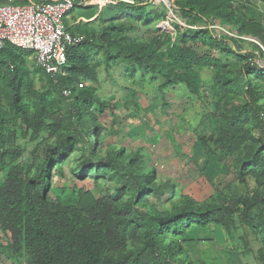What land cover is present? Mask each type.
Wrapping results in <instances>:
<instances>
[{
    "label": "rangeland",
    "instance_id": "rangeland-1",
    "mask_svg": "<svg viewBox=\"0 0 264 264\" xmlns=\"http://www.w3.org/2000/svg\"><path fill=\"white\" fill-rule=\"evenodd\" d=\"M230 1L220 20L211 17V25L195 26L194 15H183L174 3L172 15L164 4L137 9L120 5L114 20L105 17L107 7L76 8L67 20L79 19L74 34L94 50L86 62L91 73H77L73 85L75 93L89 90L96 104L81 102V116H76L56 77L38 71L32 55L22 53L14 63L24 75L20 103L30 113L44 104L52 111L48 128L37 137L22 122L10 97L11 71L0 75V114L7 118L3 131L11 136L10 163L25 169L26 188L34 190L31 176L51 158L48 196L69 206L106 204L114 228L124 235L115 264H142L141 259L144 264H161L148 247V224L156 213L178 212L186 199L204 210L223 202L220 214L225 225L208 218L178 236L168 232L167 238L184 247V264H264V232L253 225V213L264 206V76L248 74L247 82L243 74L248 66L264 69V0ZM178 26L193 32L208 28L214 38L208 34L186 44L200 56L195 71L201 84L196 90L188 88L179 76L184 71L174 64L171 49L184 45ZM132 50L150 56L147 67L137 63L131 67L123 60ZM87 117L92 119L95 139L88 140L80 122ZM220 123L238 125L244 134L242 146L232 155L213 140ZM67 138L76 139L62 147ZM57 151L63 153L61 159ZM248 151L261 165L246 162ZM130 160L138 174L153 169L149 185L161 191L154 189L139 198L125 166ZM90 162L100 166L80 177L76 170ZM9 168L0 173V184ZM239 197L247 199L248 207L240 205L233 212L229 207ZM130 216L141 219L135 222ZM15 252L0 229V264H21Z\"/></svg>",
    "mask_w": 264,
    "mask_h": 264
},
{
    "label": "trees",
    "instance_id": "trees-1",
    "mask_svg": "<svg viewBox=\"0 0 264 264\" xmlns=\"http://www.w3.org/2000/svg\"><path fill=\"white\" fill-rule=\"evenodd\" d=\"M31 1L39 3L49 0ZM200 1L201 3L197 4L193 0H175L174 5L177 10H181L183 15H194L195 21L193 25L197 23L211 25L209 24L211 17L220 20V12L227 10L231 3L230 0ZM15 3L27 4L29 0L23 2L15 1ZM120 5L133 9L150 7V5L141 4L128 6L113 1L105 6L108 8L105 17L112 20L116 19L122 10ZM90 8L95 7L92 6ZM187 25L192 26L191 23ZM178 28L182 30L180 42L184 45H176L171 49L174 64L184 71L179 76L186 82L188 88L196 90L201 84L200 77L195 71V67L199 64L200 56L190 47H186V44L191 38H204L208 34L210 35L209 39L214 38L208 28L195 29L197 30L195 32L192 31L193 29H185L183 26H178ZM72 32L74 33V27ZM256 40L259 41L258 38ZM261 41L264 45V39ZM93 50L94 47L91 46L89 41L85 39L81 41L76 47L68 51L64 74L55 76L58 85L63 90L64 99L68 100L71 111L78 117L82 113L81 102H84L89 107L96 104L95 98L89 90L75 93L73 85V77L77 73H83L85 70L87 74L91 73L86 62ZM24 52L31 54L29 51L7 44L0 52V75L5 74L7 70L11 71L10 97L18 110H20L19 114L22 122L32 131V136L37 137L41 131L48 128L46 120L51 117L52 111L46 109L44 104L35 113H30L20 103L22 99L21 84L24 75L18 74L14 63ZM123 60L131 67L136 63L145 64L144 67H147L150 56L132 50L129 54L124 55ZM37 69L38 71L42 70L39 67ZM252 73L264 76V69L257 65L248 66L247 71L243 73L244 80L247 81L246 76ZM28 86H30V83H28ZM247 91L253 97L252 90L248 86ZM100 106L98 105V109L102 110ZM50 108L53 109L54 105H51ZM259 114L261 115L260 112ZM80 122L87 128L88 140L95 139L92 119L90 117L86 119L80 118ZM6 124L7 118L0 114V173L4 172L6 166H10L0 184V229L10 238L12 249L20 257L18 261L21 264H115L116 254L123 244L124 235L121 234L117 227L114 228L111 212L106 208V204L97 201L90 204L77 203L75 206H69L58 198L48 196L51 158H46L44 167L31 176V182L35 183L36 188L34 190L27 189V173L25 169L20 165L10 163L13 151L8 145L11 136L3 131V127ZM241 132V128L238 125L220 123L217 126V138H211L216 144L224 148L225 153L232 155L243 144L244 134H241ZM75 139L67 138L62 147H69L75 142ZM93 146L90 145L92 148ZM62 155L63 153L57 151L56 156L58 159H61ZM248 158L246 160L247 163L253 162L261 165L255 156L251 157V151H248ZM98 166L100 164L90 162L83 164L76 171H79V176L83 177L85 172ZM125 166L133 184L138 188L139 198L154 189L160 190L157 185L153 187L149 185L148 177H154L153 169L138 174L135 171L136 167L133 166L132 160L128 161ZM222 204L223 202H219L210 210H204L201 206L196 205L193 200L186 199L178 212L170 215L156 213L148 224L151 236L148 243L150 252L157 260H160L161 264H171L167 260H172L175 264H184L187 260L184 247L178 240L167 238L166 234L170 232L174 236H178V234L184 233V230L189 228L192 223H204V220L208 218H212L213 222L224 226L225 217L220 214ZM240 205L247 208V199L239 197L232 202L229 208L235 212ZM253 212L249 214L252 215ZM253 215H256L253 225L264 232V206L259 213H253ZM129 218L135 222L141 219L134 216ZM179 256H181V259H178ZM159 257H163V259H158ZM141 263L144 264L142 259ZM187 264L200 263L187 261Z\"/></svg>",
    "mask_w": 264,
    "mask_h": 264
},
{
    "label": "built area",
    "instance_id": "built-area-1",
    "mask_svg": "<svg viewBox=\"0 0 264 264\" xmlns=\"http://www.w3.org/2000/svg\"><path fill=\"white\" fill-rule=\"evenodd\" d=\"M135 5L164 4L166 0H49L16 4L15 0L0 1V52L7 44L31 52L37 67L51 75L64 74L68 51L81 40L72 32L79 23H70L67 17L76 9L95 7L101 10L111 2ZM168 1V0H167Z\"/></svg>",
    "mask_w": 264,
    "mask_h": 264
},
{
    "label": "water",
    "instance_id": "water-1",
    "mask_svg": "<svg viewBox=\"0 0 264 264\" xmlns=\"http://www.w3.org/2000/svg\"><path fill=\"white\" fill-rule=\"evenodd\" d=\"M175 0H168V4H170L171 5V3L172 2H174ZM256 42H257V44H259L261 47H262V45L258 42V40H255ZM264 49V48H263Z\"/></svg>",
    "mask_w": 264,
    "mask_h": 264
},
{
    "label": "crops",
    "instance_id": "crops-1",
    "mask_svg": "<svg viewBox=\"0 0 264 264\" xmlns=\"http://www.w3.org/2000/svg\"><path fill=\"white\" fill-rule=\"evenodd\" d=\"M76 20H77V19H76ZM76 20H75V21H76ZM75 21H72V22H70V23H74ZM68 22H69V20H68Z\"/></svg>",
    "mask_w": 264,
    "mask_h": 264
},
{
    "label": "bare ground",
    "instance_id": "bare-ground-1",
    "mask_svg": "<svg viewBox=\"0 0 264 264\" xmlns=\"http://www.w3.org/2000/svg\"><path fill=\"white\" fill-rule=\"evenodd\" d=\"M166 3H168V1L166 0ZM168 5V4H167Z\"/></svg>",
    "mask_w": 264,
    "mask_h": 264
}]
</instances>
